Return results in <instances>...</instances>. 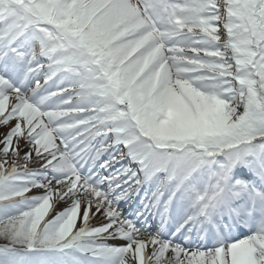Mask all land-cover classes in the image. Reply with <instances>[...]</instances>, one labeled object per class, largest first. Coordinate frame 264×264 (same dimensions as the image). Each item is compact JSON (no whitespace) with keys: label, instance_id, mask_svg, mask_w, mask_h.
Instances as JSON below:
<instances>
[{"label":"snow or ice","instance_id":"obj_1","mask_svg":"<svg viewBox=\"0 0 264 264\" xmlns=\"http://www.w3.org/2000/svg\"><path fill=\"white\" fill-rule=\"evenodd\" d=\"M0 264H264V0H0Z\"/></svg>","mask_w":264,"mask_h":264}]
</instances>
